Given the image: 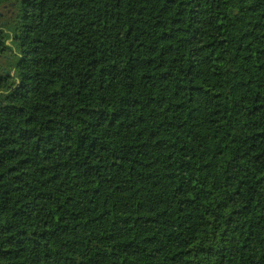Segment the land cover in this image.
<instances>
[{
    "label": "trees",
    "instance_id": "obj_1",
    "mask_svg": "<svg viewBox=\"0 0 264 264\" xmlns=\"http://www.w3.org/2000/svg\"><path fill=\"white\" fill-rule=\"evenodd\" d=\"M0 264H264V0H0Z\"/></svg>",
    "mask_w": 264,
    "mask_h": 264
},
{
    "label": "rangeland",
    "instance_id": "obj_2",
    "mask_svg": "<svg viewBox=\"0 0 264 264\" xmlns=\"http://www.w3.org/2000/svg\"><path fill=\"white\" fill-rule=\"evenodd\" d=\"M3 11H8V10H7V8H5V9H0V13H2V14L5 13V12H3Z\"/></svg>",
    "mask_w": 264,
    "mask_h": 264
}]
</instances>
